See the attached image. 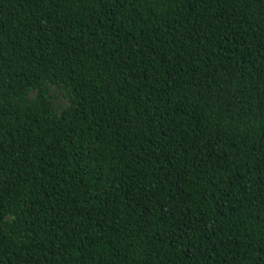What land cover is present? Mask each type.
Listing matches in <instances>:
<instances>
[{
	"label": "trees",
	"instance_id": "obj_1",
	"mask_svg": "<svg viewBox=\"0 0 264 264\" xmlns=\"http://www.w3.org/2000/svg\"><path fill=\"white\" fill-rule=\"evenodd\" d=\"M0 264H264V0H0Z\"/></svg>",
	"mask_w": 264,
	"mask_h": 264
},
{
	"label": "rangeland",
	"instance_id": "obj_2",
	"mask_svg": "<svg viewBox=\"0 0 264 264\" xmlns=\"http://www.w3.org/2000/svg\"><path fill=\"white\" fill-rule=\"evenodd\" d=\"M58 95H59V94H58ZM59 96H60V95H59ZM60 98H61V96H60ZM61 102H62V100L59 99L56 103H57V105L59 106Z\"/></svg>",
	"mask_w": 264,
	"mask_h": 264
}]
</instances>
